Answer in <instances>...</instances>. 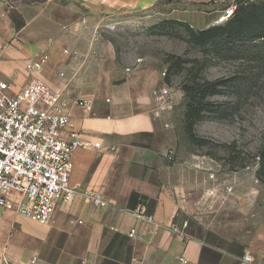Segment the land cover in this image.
Returning <instances> with one entry per match:
<instances>
[{"label": "crops", "instance_id": "1", "mask_svg": "<svg viewBox=\"0 0 264 264\" xmlns=\"http://www.w3.org/2000/svg\"><path fill=\"white\" fill-rule=\"evenodd\" d=\"M160 1L0 0V81L15 91L34 80L45 81L70 101V129L86 134L85 146L73 153L71 186L77 195L59 205L51 225L0 207L5 219L0 225L8 231L0 257L6 262L251 264L243 262L247 249L242 255L226 242L210 243L198 219L184 230L186 238L173 234L175 228L183 229L180 214L189 213L180 194L171 195L166 153L157 139L161 131L154 94L162 84L160 70L143 63L130 70L119 67L113 45L96 35L109 15L150 11ZM182 1L204 5L211 0ZM66 48L77 50L80 57L68 59ZM42 52L50 54V62L41 73L29 74L27 64ZM142 136L153 143L141 145ZM90 194L109 207H96ZM140 205L155 215L154 224L140 223L128 212ZM29 226L37 230L28 231ZM132 227L139 230L138 238L128 237ZM15 230L30 237V245L12 244ZM59 234L66 237L59 253L44 257Z\"/></svg>", "mask_w": 264, "mask_h": 264}, {"label": "rangeland", "instance_id": "2", "mask_svg": "<svg viewBox=\"0 0 264 264\" xmlns=\"http://www.w3.org/2000/svg\"><path fill=\"white\" fill-rule=\"evenodd\" d=\"M239 1L192 5L161 0L150 11L109 15L96 35L113 45L119 67L130 70L141 63L153 64L162 81L155 92L170 89L172 108L158 115L157 139L164 153L176 154L173 164L165 156L163 160L173 184L172 197L178 192L188 205V217L180 214V219L189 222L188 229L198 219L210 243L226 242L242 255L247 249L251 264H264V41L230 46L217 41L201 48L191 42L189 33V26L195 30L224 26ZM178 59L186 62L175 64ZM195 81L208 82L217 90L214 94L210 90L199 105L201 118H194L189 131L183 87ZM154 100L157 103L155 94ZM139 140L143 146L153 143L149 137ZM228 187L233 188L231 193ZM0 220H5L2 214ZM7 239L8 231L0 225V243ZM65 240L59 234L43 256H55ZM31 242L14 231L12 244ZM0 264L12 263L0 257Z\"/></svg>", "mask_w": 264, "mask_h": 264}, {"label": "built area", "instance_id": "3", "mask_svg": "<svg viewBox=\"0 0 264 264\" xmlns=\"http://www.w3.org/2000/svg\"><path fill=\"white\" fill-rule=\"evenodd\" d=\"M63 54L69 59L80 57L77 50L68 48ZM50 60L47 52L37 54L26 70L39 74ZM59 77L65 79L66 74L60 72ZM155 99L158 115L172 108L169 88L155 92ZM69 107L70 101L61 91L40 79L20 91L0 81V207L42 226L51 225L59 205L72 202L77 195L71 186L73 153L85 146L86 134L70 129ZM165 157L171 164L176 161L174 151ZM227 191L231 193L233 188L228 187ZM89 199L96 207H109L97 195L90 194ZM128 212L140 223L156 221L145 205ZM188 225V221L183 222V229L175 228L173 234L186 238L184 230ZM128 237L138 238L139 230L130 228ZM243 262L252 263L253 258L246 253Z\"/></svg>", "mask_w": 264, "mask_h": 264}, {"label": "trees", "instance_id": "4", "mask_svg": "<svg viewBox=\"0 0 264 264\" xmlns=\"http://www.w3.org/2000/svg\"><path fill=\"white\" fill-rule=\"evenodd\" d=\"M189 33L191 42L201 48L208 47L217 41H222L229 46L237 43L264 41V0L239 1L236 5V10L224 26L209 27L203 30H195L189 26ZM180 62L185 63L186 61L178 59V62L175 64ZM172 66H170L168 71L169 74L166 73V78L171 75ZM210 90L214 94L217 87L208 82L202 85L200 82L195 81L183 87L188 102L189 125L187 128L189 131H192L194 118H201L202 110H197ZM197 98L198 102H196Z\"/></svg>", "mask_w": 264, "mask_h": 264}]
</instances>
